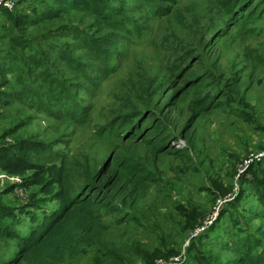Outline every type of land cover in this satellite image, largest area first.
<instances>
[{
    "label": "rangeland",
    "instance_id": "1",
    "mask_svg": "<svg viewBox=\"0 0 264 264\" xmlns=\"http://www.w3.org/2000/svg\"><path fill=\"white\" fill-rule=\"evenodd\" d=\"M103 2L0 14V264L60 192L106 230L60 264H239L264 245V0Z\"/></svg>",
    "mask_w": 264,
    "mask_h": 264
},
{
    "label": "trees",
    "instance_id": "2",
    "mask_svg": "<svg viewBox=\"0 0 264 264\" xmlns=\"http://www.w3.org/2000/svg\"><path fill=\"white\" fill-rule=\"evenodd\" d=\"M104 0H52V3L46 6L52 7L51 10H45V6H42L44 12L37 14L44 15L43 18H35L28 20V22L36 23V25L44 23L45 20L59 19L61 17L72 18L74 14L79 12L89 13H103ZM147 4H153L158 6V9L167 11V5H172L171 0H143ZM56 11V13H53ZM17 9L13 12L1 11L0 14L6 15L9 19H18ZM121 21L124 19L121 14ZM15 17V18H14ZM110 17V20L117 22V18ZM21 53L25 54L31 49L30 44L19 45ZM27 62L33 67L38 69H45L43 59L36 60L33 56H27ZM46 150H35L31 153H22L23 156L29 155L30 157L35 155H44ZM2 167L7 165L6 162L0 160ZM54 179L57 182L65 175V167L59 168L57 171H53ZM24 172H16L15 174H23ZM259 201L264 205V198L261 194H258ZM59 208L51 214H42L41 217L36 216V226L31 232L28 238L19 237L17 235H10L11 240H16L19 245V257L12 263L5 264H21L22 262H31L33 264H60L63 262L64 257L75 247L80 241H85V244H95L96 241H100L106 232L103 224L99 221L98 212L96 210V203L93 198L87 194L77 198L70 199L64 196L62 192L59 194ZM100 227L102 230L98 231ZM4 235V234H2ZM251 248H248L250 250ZM247 250V251H248ZM252 250V249H251ZM242 252L239 259V264H264V245L256 244L253 248V252ZM96 264H101L96 261Z\"/></svg>",
    "mask_w": 264,
    "mask_h": 264
},
{
    "label": "built area",
    "instance_id": "3",
    "mask_svg": "<svg viewBox=\"0 0 264 264\" xmlns=\"http://www.w3.org/2000/svg\"><path fill=\"white\" fill-rule=\"evenodd\" d=\"M18 8V0H0V12L13 13Z\"/></svg>",
    "mask_w": 264,
    "mask_h": 264
}]
</instances>
